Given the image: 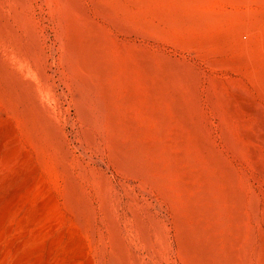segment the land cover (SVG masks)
<instances>
[{
    "label": "rangeland",
    "instance_id": "1",
    "mask_svg": "<svg viewBox=\"0 0 264 264\" xmlns=\"http://www.w3.org/2000/svg\"><path fill=\"white\" fill-rule=\"evenodd\" d=\"M0 264H264V0H0Z\"/></svg>",
    "mask_w": 264,
    "mask_h": 264
},
{
    "label": "bare ground",
    "instance_id": "2",
    "mask_svg": "<svg viewBox=\"0 0 264 264\" xmlns=\"http://www.w3.org/2000/svg\"><path fill=\"white\" fill-rule=\"evenodd\" d=\"M78 36H75L73 42L71 43L72 44L71 50L77 56V59H78L79 65H80L79 68L81 67L82 69L81 68L80 69L84 70L85 73L88 72V73L93 74L94 76H98V77H102V78H104L105 76L110 77L111 75L108 76L109 74H107V72H108V69L112 65L107 67L108 69L106 68V65H107L106 64V58H108L106 56V51L100 49L99 47H97L94 44V41H96V39L84 38V40H82V42H80V41H78L80 36H79V38H77ZM76 61L77 60H75L74 62L76 63ZM110 71H111V69H109V73H110ZM86 76H85V79H86ZM94 79L95 78H93V80ZM152 150H154V149H152Z\"/></svg>",
    "mask_w": 264,
    "mask_h": 264
}]
</instances>
